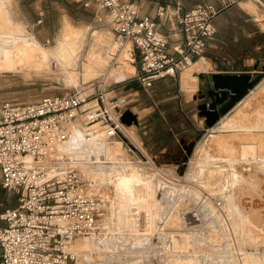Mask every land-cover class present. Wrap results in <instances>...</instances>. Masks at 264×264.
Masks as SVG:
<instances>
[{
    "label": "rangeland",
    "instance_id": "1",
    "mask_svg": "<svg viewBox=\"0 0 264 264\" xmlns=\"http://www.w3.org/2000/svg\"><path fill=\"white\" fill-rule=\"evenodd\" d=\"M131 1L141 12L154 16L155 2L186 10L219 0ZM0 7V32L33 36L48 53L45 65L29 67L20 61L23 69L0 61V104L35 102L44 96L85 89L89 97L84 110L105 106L112 115L111 121L106 116L105 126L98 129H114L110 142L98 141V136L91 134L85 136L81 148L86 153L98 150L104 155L98 159L106 156L109 162L103 175L94 174L93 179L107 183L103 191L110 190L111 196L105 199L101 192L104 203L98 207V220L104 233L95 241L82 238L71 246L78 254L74 264H264V216L241 204L245 197L253 199L262 193L255 179L264 176V72L248 95L223 116L220 108L228 94L222 99V94L210 96L208 87H197L196 73L200 77L208 72L205 66L195 67L202 60L181 71V76L155 79L146 86L137 79L140 57L134 50L136 73L121 80L126 63L123 53L117 51L119 40L107 14L94 5L86 6L84 0H0ZM258 8L262 24L264 7ZM234 19L233 13L224 15L215 38L232 35V39L234 28L229 21ZM22 42L25 40L20 39L19 45ZM236 50L227 43L220 51L205 50L202 56L217 70L213 72L264 71L263 45L248 40L241 53ZM34 52L40 53V49ZM227 54L235 59L225 62L221 57ZM248 59L253 64H248ZM185 73L193 81L189 78L190 96L180 86ZM121 74L124 76L119 77ZM100 94H106L103 102ZM127 112L133 117L124 122L122 116ZM217 115L210 129L208 122ZM66 153L79 163L87 161L76 159L69 150ZM122 155L137 168L129 170L123 158L122 172L139 173L151 187L147 190L151 228H137L125 219L130 208L123 188H116L112 178ZM17 203V195L0 186V207Z\"/></svg>",
    "mask_w": 264,
    "mask_h": 264
},
{
    "label": "built area",
    "instance_id": "2",
    "mask_svg": "<svg viewBox=\"0 0 264 264\" xmlns=\"http://www.w3.org/2000/svg\"><path fill=\"white\" fill-rule=\"evenodd\" d=\"M84 3L105 11L120 44L130 43L138 52L136 76L146 86L155 79L175 77L202 57L216 34L214 19L220 11L212 3L186 10L158 4L155 21L131 0ZM170 19L181 35L174 45L159 30L161 22ZM105 95L98 97L101 102ZM88 97L74 91L35 102L0 104V186L16 194L18 201L0 213V264H74L78 255L69 249L70 243L104 233L98 220L103 198L59 148L76 129ZM98 107L101 119L111 121L109 110ZM215 204L221 207L219 201Z\"/></svg>",
    "mask_w": 264,
    "mask_h": 264
},
{
    "label": "bare ground",
    "instance_id": "3",
    "mask_svg": "<svg viewBox=\"0 0 264 264\" xmlns=\"http://www.w3.org/2000/svg\"><path fill=\"white\" fill-rule=\"evenodd\" d=\"M0 9H2V8L0 7ZM106 18L108 19V22H109V17L106 16ZM0 35H3V37H4V38H0V41L2 42V45L0 46V61L3 64H4V62L10 61L14 68H20V69H23L25 67V65L32 67L33 65L37 66L36 65L37 63H43V62L45 65V61H46L45 58H47L48 53L45 54L46 52H44L43 48L34 40V38H32L33 36L31 37V36L24 35L21 33L16 34L12 31L0 32ZM19 38L23 39V41L25 40V42H22L21 45H19L20 43H18V41L20 40ZM116 48H117L118 53H120V54L122 52L125 54V52L127 50L133 52V48H132L130 43H124L121 45L120 42L117 41ZM37 49L38 50L40 49V53L34 52ZM199 59L192 61L191 65L184 68L182 70V72L185 71L186 69L190 68L191 66H193L194 63L196 61H198ZM20 61H26L25 65H22V64L20 65V63H19ZM46 63H48V62L46 61ZM201 63H203V61L202 62L200 61V66L202 65ZM39 65H43V64H39ZM209 71H211V70H209ZM206 73H210V72H206ZM122 76H124V75H122V74H121V76L119 75V77H122ZM196 76H197V78H199L198 79L199 80L198 81V88L199 89L207 88L206 80L199 77V74H197V73H196ZM119 77H117L118 80H119ZM122 78H125V76ZM189 78L190 77H188V74H186V73L183 74V81L184 82H186V80H188L187 82H189ZM190 81H191V78H190ZM191 82H193V81H191ZM78 90L80 92H82L83 96L89 95L86 93L85 89H78ZM248 93L241 100H239L231 108V110L238 103H240L248 95ZM122 101H124V100H122ZM86 102H87V100H86ZM119 103H121V101ZM121 105H122V103H121ZM117 107L120 108L119 105ZM117 107H116L115 115L118 112ZM82 111L83 112L80 114L78 120L76 121L77 122L76 129L70 135L69 139L66 142H64L61 146H59V148L61 151H63L71 159V162H72L73 166L79 172L80 177L82 179H84L88 183V185L91 186L92 190L95 193H98V195L102 198L101 192L104 190L105 184H107V183H105L104 181H96L93 179V177H94V174L103 175L104 170L107 167L106 164H108L109 161H107V159L105 158L106 156L103 157V159H98L99 156H100V158L102 156H104V155L100 154L98 150H97V152L95 150V152L86 153L84 151L85 149L81 151V148H83L84 145L86 144L85 136L87 138H90V136H92L91 134L98 136V141H101L104 143H109L110 141L108 139L110 138V136H112V135H110V133H111V131L114 132V129L113 128H111V129L106 128V129L98 132V129L101 128V125L105 126L103 124L104 120L101 119V113L97 112V111H99V107H98V109H95V110H92V109L84 110V108L82 106ZM228 113H226V114H228ZM226 114H224L223 116H225ZM213 127L214 126L210 127V129H212ZM86 130H89L88 133H86ZM234 143H236V141H233L232 145H234ZM68 150H69L70 154L75 155L73 157H76V159H78V160L86 159L87 161L80 162V163L88 164V165H81L83 167L79 166L78 164H80V163L77 162L76 160L74 161V159L71 156H69L68 153H66ZM97 153H99V154L97 156H95V154H97ZM84 156H86V158H84ZM90 156H92V157H90ZM94 158H96L98 160H93ZM123 158H125V160L127 161L129 170H133V167H134V169H137V168L134 164H132V161L128 160L124 155H122L121 159L118 160V163L115 166L114 172L116 175L112 177L113 182L115 184V187L116 188H123L125 198H126V201L128 203V208H130L128 218L126 217L125 219H126L128 224H132L131 222L133 221L136 224L137 228H139L140 226L141 227L142 226L150 227L153 224V220H152V217L149 214H147V212L149 211V203H148L149 199L147 197V190L150 189L151 187H150V185H148L146 183L147 179L141 177L139 173H137V172H125V173H123L122 172L125 170V161H122ZM90 160H93V161H90ZM88 161H90V162H88ZM246 171L248 172V170H246ZM255 180H256L255 183L257 185H259L262 193L258 197L253 198V199L245 197L244 199L241 200V204H242V207L244 209H249L251 207L252 208L254 207L256 210L260 211L261 216H264V176L263 175H257ZM109 191L105 190L102 192V195L104 198L106 196H108V197L111 196L110 195L111 192H109ZM103 203H104V200H103V202H101L99 204V207H101V205H103ZM139 204H141V205H139ZM143 204H144V208H141ZM132 207H134V208H132ZM133 227H135V226L133 225ZM79 239H82V238H77L74 241H72L69 245V249H71V246ZM86 239H89V240L91 239V240L95 241V239H93V238H86ZM90 244H91V247H93V244L92 243H90Z\"/></svg>",
    "mask_w": 264,
    "mask_h": 264
},
{
    "label": "crops",
    "instance_id": "4",
    "mask_svg": "<svg viewBox=\"0 0 264 264\" xmlns=\"http://www.w3.org/2000/svg\"><path fill=\"white\" fill-rule=\"evenodd\" d=\"M228 1L229 0H221V1L219 0L217 4L212 3L217 8L220 9L219 13L216 15V17L214 19V23L216 26V33H217L218 29H220V27H221V22L223 21V16L233 13V16L235 17V19H234V21L230 20L229 24H230L231 28H234V31H233L234 37L231 39L232 35H230L229 36L230 38H228V39H226V38L221 39V38H215V36H214L213 39H211L209 41V43L205 49L206 50L205 53H209L210 51L214 52L216 50L220 51L223 46H226L227 43H230V44H233L235 46V48L237 49L236 51H238L237 52V54H238V53L242 52L243 44L247 43L248 40L256 41L258 45L264 46V37H263V35H264V33H263L264 23H262V24L259 23L260 22L259 18H262L261 16H263V15L261 14V11L258 8V6L264 7V0H253L258 6H256L252 0H247L245 2H241L244 0H240L237 3H231V4H228ZM240 4L242 6H244L252 14H256L259 18L255 19ZM156 5L158 6V2H155V6ZM140 13L146 15V13H144V12L140 11ZM150 16L156 18L155 15L154 16L150 15ZM156 19L158 21V18H156ZM225 22H227V20H225ZM159 30L162 33L168 35L170 45H174V44L180 42L181 35L177 29L176 24L174 23V20L170 19L166 22H161ZM122 57L126 63L125 64V74L126 75H125V78L121 79V80H126L130 75L132 76L136 73V68L134 65L133 52L127 50L125 52V54L124 53L122 54ZM221 58L223 60H226L225 62H229L230 60H234L235 56H230L227 54L225 56L223 55ZM236 58H239V55ZM200 60L203 61L201 66H205L206 69L208 70V72L217 71L213 68L210 61H207L204 57H202L198 61H196L194 63V65L196 63H198ZM247 63L253 64L252 59H248ZM197 65L195 67H201V66H197ZM208 68L209 69L211 68L210 69L211 71H209ZM219 71H222L225 73L229 72V71H223V70H219ZM179 74L181 76V72ZM179 74H177V75H179ZM175 77H166V78H175ZM187 81L188 80H186V82H184L183 76L180 77L181 88L184 90V92L188 96H190L191 95V92H190V89H191L190 83L191 82L190 81L187 82ZM197 87H198V82H197ZM7 208H12V207H7ZM5 209L6 208L0 207V213L2 211H4Z\"/></svg>",
    "mask_w": 264,
    "mask_h": 264
},
{
    "label": "water",
    "instance_id": "5",
    "mask_svg": "<svg viewBox=\"0 0 264 264\" xmlns=\"http://www.w3.org/2000/svg\"><path fill=\"white\" fill-rule=\"evenodd\" d=\"M263 72H257L255 70L254 72L243 71L237 73L210 72L200 75V77H204L206 80L207 91L210 96H219V94H222V99H225V95L228 94L229 99L220 108V114L224 115L258 83ZM132 117L131 113L127 112L123 114L122 120L125 122V118L130 119ZM217 118L218 115L212 118L208 122V126H212Z\"/></svg>",
    "mask_w": 264,
    "mask_h": 264
},
{
    "label": "trees",
    "instance_id": "6",
    "mask_svg": "<svg viewBox=\"0 0 264 264\" xmlns=\"http://www.w3.org/2000/svg\"><path fill=\"white\" fill-rule=\"evenodd\" d=\"M160 4H163V3H160ZM163 5H165V4H163Z\"/></svg>",
    "mask_w": 264,
    "mask_h": 264
}]
</instances>
